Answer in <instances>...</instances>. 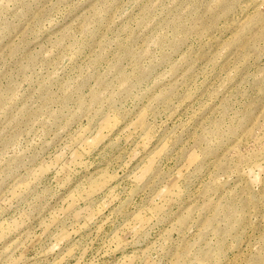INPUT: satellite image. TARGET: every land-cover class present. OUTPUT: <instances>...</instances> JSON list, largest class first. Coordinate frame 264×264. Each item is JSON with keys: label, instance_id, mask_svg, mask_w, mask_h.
Listing matches in <instances>:
<instances>
[{"label": "rangeland", "instance_id": "obj_1", "mask_svg": "<svg viewBox=\"0 0 264 264\" xmlns=\"http://www.w3.org/2000/svg\"><path fill=\"white\" fill-rule=\"evenodd\" d=\"M0 264H264V0H0Z\"/></svg>", "mask_w": 264, "mask_h": 264}]
</instances>
